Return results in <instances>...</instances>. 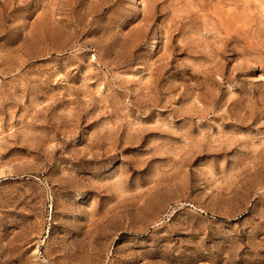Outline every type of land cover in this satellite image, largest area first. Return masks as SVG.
Listing matches in <instances>:
<instances>
[{"label": "rangeland", "instance_id": "rangeland-1", "mask_svg": "<svg viewBox=\"0 0 264 264\" xmlns=\"http://www.w3.org/2000/svg\"><path fill=\"white\" fill-rule=\"evenodd\" d=\"M0 264H264V0H0Z\"/></svg>", "mask_w": 264, "mask_h": 264}]
</instances>
